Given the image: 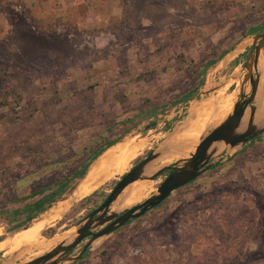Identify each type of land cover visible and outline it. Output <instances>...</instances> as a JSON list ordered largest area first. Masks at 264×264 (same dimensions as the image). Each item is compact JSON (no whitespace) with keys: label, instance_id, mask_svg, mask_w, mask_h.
<instances>
[{"label":"rangeland","instance_id":"1","mask_svg":"<svg viewBox=\"0 0 264 264\" xmlns=\"http://www.w3.org/2000/svg\"><path fill=\"white\" fill-rule=\"evenodd\" d=\"M263 31L264 0H0V264H25L57 246L165 139L144 175L182 159L232 99L231 109L235 78ZM224 98L219 122L208 126ZM193 122L196 135L183 139ZM116 139L114 156L139 146L123 170L110 159L92 189L74 179L30 228L12 229L25 216L7 213ZM212 164L70 264H264V134L234 149L221 145ZM162 180L128 186L112 211L140 204Z\"/></svg>","mask_w":264,"mask_h":264},{"label":"water","instance_id":"2","mask_svg":"<svg viewBox=\"0 0 264 264\" xmlns=\"http://www.w3.org/2000/svg\"><path fill=\"white\" fill-rule=\"evenodd\" d=\"M260 61L263 65L264 31L253 38L242 72L235 78L237 84L234 89V103L230 111L217 126L201 136L193 153L187 158L160 167L150 175H144L146 167L164 154L160 148L166 141L165 139L157 150L150 151L143 160L121 177L103 202L75 227L76 233L71 239L58 244L49 252L25 264H70L80 260L94 242L159 207L173 192L190 184L209 170L221 145L234 149L261 137L264 134L262 123L264 121L258 120L260 107L257 100L262 75ZM168 172V176L157 186L156 191L143 202L121 212L112 211V204L128 186L135 182L156 181ZM85 176L79 181H82ZM75 188L76 186L71 188L69 193H72ZM28 228L26 225L24 230ZM85 240L87 242L79 253L70 257L76 247Z\"/></svg>","mask_w":264,"mask_h":264},{"label":"bare ground","instance_id":"3","mask_svg":"<svg viewBox=\"0 0 264 264\" xmlns=\"http://www.w3.org/2000/svg\"><path fill=\"white\" fill-rule=\"evenodd\" d=\"M262 66V65H261ZM262 69V68H261ZM264 69V68H263ZM230 96V95H229ZM230 98V97H229ZM220 100V104L218 105V108H217V110H216V112H219L220 114L217 116V118L215 119V120H213L210 124H208V120L209 119H207V117L208 116H210V113H211V111L209 112V108H210V103H207V104H205V106L204 107H202V109L200 110V113L201 114H203V116L204 115H206V118H204L203 119V117L202 118H199V119H202V120H200L201 121V123H202V125H207L208 124V126L209 125H213V124H216V123H218L219 122V120H220V116H221V114H222V112H223V110H224V108H225V104H226V98H224V99H219ZM218 100V101H219ZM228 103V102H227ZM231 103H232V99L229 101V103H228V106H227V108H226V110H225V112L223 113V115H222V120L224 119V117L226 116V114H227V112H228V110L230 109V105H231ZM210 105V106H209ZM214 107V106H213ZM204 111V112H203ZM264 117V109H262L261 111H260V113H259V115H258V118H260V119H258V120H261L262 118ZM264 119V118H263ZM222 120H220V121H222ZM193 125V126H192ZM207 126V127H208ZM206 127V128H207ZM214 127V126H213ZM187 129V128H186ZM199 129V128H198ZM198 131V130H197ZM196 131V132H197ZM195 132V122H193V123H191L190 125H189V128L185 131V132H183L182 134H183V139L184 138H187V137H194V134L196 135V133H194ZM198 133H200V132H198ZM203 135V134H202ZM201 134H198V135H196V138H194V140L192 141V143L190 144V146H189V148L186 150V152L184 153V155L183 156H181V157H179V158H183L184 156H185V154H188L191 150H193V149H195V147H196V145L198 144V142H199V140H200V138H201V136H202ZM193 139V138H192ZM129 145V144H128ZM117 146H119V145H117ZM120 146H124V145H120ZM112 148L113 147H110V148H108L107 150H105L101 155H100V157L98 158V159H96V161H94L93 162V164L91 165V167L89 168V170H88V172H87V174H86V176H85V178H84V182H85V184H84V188H86V189H90L93 185H95L99 180H100V178H101V175L103 176L105 173L104 172H106L107 170H108V168H107V163H108V161L110 160V159H113L114 160V162L115 163H117V169L118 170H123L124 169V167L126 166V164L130 161V160H132L133 158H134V156L136 155V153H137V151L139 150V146L138 145H132V146H130L129 145V148L127 149V150H125L126 152H124L123 150H121L120 152V154L119 155H117V156H114L113 154H112ZM116 150V149H115ZM194 152V150L193 151H191L189 154H188V156L191 154V153H193ZM138 154V153H137ZM187 156V157H188ZM186 157V158H187ZM110 166L112 167V165L110 164ZM110 167V168H111ZM113 169V168H112ZM110 173V172H109ZM108 175V174H107ZM148 183H150V181H141V182H135V183H133L132 185H130V187H129V189L131 188V187H133V186H136V185H143V184H148ZM92 189V188H91ZM85 190V189H84ZM132 190V189H131ZM30 228V227H29ZM33 229H35V228H33ZM28 231H30V230H28ZM32 231V230H31ZM72 232L73 233H71V235H68V236H64V238L63 239H61L60 240V242L58 243V244H61V243H64V242H67L69 239H71L74 235H75V233H76V229L74 228H72ZM67 233V232H66ZM26 234H28V233H26ZM29 234H34L33 232H30ZM15 236V235H14ZM10 238V237H9ZM13 238V237H12ZM97 243L96 242H94V246L96 245ZM7 245V243H6V241H3V242H0V247H4V246H6Z\"/></svg>","mask_w":264,"mask_h":264},{"label":"trees","instance_id":"4","mask_svg":"<svg viewBox=\"0 0 264 264\" xmlns=\"http://www.w3.org/2000/svg\"><path fill=\"white\" fill-rule=\"evenodd\" d=\"M256 28L251 29L250 33L255 34ZM215 63V61L209 62L206 64L204 67L207 69L208 67L212 66ZM202 73V72H201ZM191 98L190 94H187L186 96L183 97V100L187 101ZM119 139L113 140L112 142H109L105 144L103 149H99L97 152H95L92 156L88 157L87 161H84L80 168L76 170L70 177H65L61 182L57 181L54 183L51 187L47 189H40L37 190L36 192L32 193L30 198H34L36 196H41L35 201L26 203L21 210H15L13 212L7 213V215H12L14 216L13 219L16 216L24 215V221L21 223H18L17 225L13 226L12 229H19L28 223H30L32 220L37 218L41 213L45 212L50 206L55 203L59 198L63 196V194L66 192L68 189L69 183L74 180V179H81L85 176L88 167L90 163L96 159L101 153L103 152L104 149H107L114 145L115 143H118ZM50 191L48 194L46 192ZM88 200V199H87ZM1 213V212H0Z\"/></svg>","mask_w":264,"mask_h":264},{"label":"flooded vegetation","instance_id":"5","mask_svg":"<svg viewBox=\"0 0 264 264\" xmlns=\"http://www.w3.org/2000/svg\"><path fill=\"white\" fill-rule=\"evenodd\" d=\"M147 155H148V153H147ZM137 163H139V162H137ZM135 165H136V164H135ZM168 174H169V172L166 173V174H164V175H162L161 177H163V179H164V178H166V177L168 176ZM158 179H159V178H158ZM156 181H157V180H156ZM194 181H195V180H194ZM194 181H192V182H194ZM192 182H191V183H192ZM164 202H165V201H164ZM164 202H163V203H164ZM163 203H162V204H163ZM146 214H147V213H146ZM130 222H131V221H130ZM130 222H129V223H130ZM129 223H127V224H129ZM127 224H126V225H127ZM126 225H124V226H126ZM124 226H123V227H124Z\"/></svg>","mask_w":264,"mask_h":264}]
</instances>
